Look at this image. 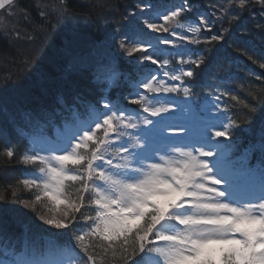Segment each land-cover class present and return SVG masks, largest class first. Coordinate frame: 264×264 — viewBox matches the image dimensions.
Masks as SVG:
<instances>
[{
	"label": "snow or ice",
	"instance_id": "1",
	"mask_svg": "<svg viewBox=\"0 0 264 264\" xmlns=\"http://www.w3.org/2000/svg\"><path fill=\"white\" fill-rule=\"evenodd\" d=\"M246 3L251 4V0H239L240 9L246 10ZM258 3L264 8V0H258ZM13 7L14 0H0V10L7 12ZM190 10L191 6L186 5L164 15L162 19L169 21ZM211 15L214 18L206 15L198 17V26L191 29L195 35L201 29L211 32L219 24V32L206 41L209 44L224 41L229 31L223 27L226 17H215L214 12ZM235 19L234 15L232 22ZM145 24L147 29L155 32H170L164 24L150 21H145ZM170 34L176 35L175 30H171ZM181 39L186 37L181 36ZM189 42L198 45L201 40L197 37ZM162 43L170 44L171 41L164 39ZM120 47L129 54L142 50L139 45L125 48L123 42ZM150 47L148 45L143 50L147 51ZM207 51L209 49H205ZM143 60L157 63L150 54L143 55ZM203 62V53L191 61L197 68ZM259 67L264 68V63ZM182 75L193 77L194 72L189 69L183 71ZM171 78L179 81L181 76L173 75ZM153 80L155 75L138 84V89L144 91H137L130 99L131 104L141 105L135 118L121 112L120 119L115 121L117 112L109 108L102 121L94 125V129L102 130V137L97 136L93 128L83 130L69 150L54 157L60 167L39 169L41 173H49L50 180L25 179L23 184L37 191L34 193L35 202L23 201L24 205L35 210L36 202L45 199L51 200L57 208L63 204L65 211L62 218L45 219L41 216L40 219L56 229L65 228L68 210L79 212L85 206L84 194L92 191L89 188L91 181L95 185L97 195L94 203L99 211L95 217H84L85 220H92L90 232L76 237L86 252L88 249L83 242L91 234L107 242L106 253L111 251L116 255L118 242L124 264H137V255L145 253L146 249L158 254L159 264H264V198L258 203L239 206L224 202L226 192L216 186L227 181L216 177L215 164H210L207 159H198V156H215L211 148L204 150L205 144L211 142L210 136L229 138V132L218 130L212 133L209 130L197 135L195 126L190 123L178 126L164 124L162 114L168 113L169 108L148 105L144 97L149 93H176L179 85L163 87L161 83V86L154 87ZM183 91L185 95L188 94L187 87ZM216 99L219 100V96ZM231 99L235 100L236 97L232 96ZM105 107H108L107 103ZM110 133L120 142L110 143ZM176 138L194 141L190 145L191 151L172 143ZM158 139L169 141L170 151L183 160L182 167L179 164L173 166L157 152H153V155L158 159L145 163L148 159L146 151ZM113 147L115 153H108L107 150ZM7 156L12 157L13 152L7 151ZM167 160H171V156ZM37 161L49 164L45 157L36 154L24 157L25 163ZM69 163L75 166L74 171L83 169V172L70 174L65 170ZM65 181L79 184L75 201L65 194ZM208 181L212 187L207 186ZM166 225H171V229ZM89 260L95 264L93 256L89 255Z\"/></svg>",
	"mask_w": 264,
	"mask_h": 264
},
{
	"label": "trees",
	"instance_id": "2",
	"mask_svg": "<svg viewBox=\"0 0 264 264\" xmlns=\"http://www.w3.org/2000/svg\"><path fill=\"white\" fill-rule=\"evenodd\" d=\"M145 1L148 0H19L22 15L16 22L18 31L0 32V96H13L19 90L22 107L50 114L74 99L96 101L99 85L81 61L109 40L137 3ZM226 1L230 6L225 8L223 27L229 31L224 41L211 45L207 54L208 59L213 58L212 63L205 73L198 71L196 75L204 82L207 76L216 77L222 86L227 85L233 114L229 137L235 141L236 152L250 153L257 160L259 154L264 156V68L259 67L264 63V8L258 0L246 3V10L240 9L239 0ZM54 118L51 115L57 122ZM249 141L256 144L253 149ZM15 144L13 156L8 157L10 145L0 139V231L6 235L52 234L68 238L76 245L73 256L79 264H90L89 255L95 258V264L123 263L118 242L117 254L113 255L105 252L107 242L97 236L83 242L87 252L76 239L80 235L77 226L88 221L84 217H93L92 210H71L65 218L67 227L56 229L42 224L39 205L35 210L24 205L23 201L34 202L36 189L26 190L23 184L17 162L22 144ZM78 187L77 182L67 181L65 190L70 200H76Z\"/></svg>",
	"mask_w": 264,
	"mask_h": 264
},
{
	"label": "rangeland",
	"instance_id": "3",
	"mask_svg": "<svg viewBox=\"0 0 264 264\" xmlns=\"http://www.w3.org/2000/svg\"><path fill=\"white\" fill-rule=\"evenodd\" d=\"M3 13L4 14L0 16V27L3 30L2 32L10 33L16 30V24H17L16 22L19 18V13L17 12V10L11 8L7 12L4 11ZM150 22H156L159 24L158 21H150ZM142 23L146 27L145 22H142ZM173 75L180 76V74L176 72L168 73V75H163V77H160L159 80H157V83L156 82H152V83L154 87L161 86V83L163 87H169L174 84V81L171 78ZM140 90L141 89H139V91ZM179 91L181 90L179 89ZM174 94L175 93H167V94L163 93V96H161L160 98L155 97V96H153L154 98L153 97L150 98L148 94L147 96L144 97V100L146 101L148 105L155 104L157 107H168L169 108L168 113L162 114L164 117V124L171 125V126H178L181 124L189 123L188 120L192 118V113H191V107L188 103V100L182 97L181 95L174 96ZM15 106H16V101L13 97H11L10 95L6 96V94L0 96V117L4 119L14 118V116L17 115L16 110L18 108ZM203 110L205 111V114L200 112L199 118H201V120H204V121L200 122V124L199 123L192 124L195 126L197 135H199L201 131L206 132L209 130L212 133H214L215 131L219 130L220 126H222V123L226 119V115L224 114V112H222V110L219 107V104L216 102H213L209 106H205ZM156 119H159V118H156ZM79 135H73L74 138L68 140L67 143H63V146H60L57 149L58 151L56 152L46 150L44 151L45 153H40L39 156L45 157L46 160L49 161L48 165L45 164L46 167L48 166L60 167V165L58 164V162L55 160L54 157L56 155L64 154L67 150H69V146L78 138ZM214 138H215L214 135L209 137L211 142L205 144L204 150H208L209 148H211L215 153L218 152L219 144L216 142ZM183 139H189V138H176L172 141V143L176 144V142H179ZM113 142L114 144H117L120 141H116L114 139ZM185 150L190 151V149L187 147H185ZM153 152H157L159 153V155L165 156L166 161L168 163H171L173 166H175L176 164H179L181 167L183 166V160L180 158L178 154L172 153L169 147L162 148L159 151L154 150L153 148L149 147V149L145 153V155L148 156V159L145 161V163H150L152 162V160L159 158L158 156H154ZM193 154L198 156L197 153H193ZM168 156H171V160H167ZM198 159H205V157L198 156ZM215 159L216 157L214 156L213 159L208 158L207 160H209V162L212 163L215 161ZM70 165H71L70 163L67 164L65 166V170L69 172L70 174H72L71 169L69 168ZM216 165L219 167L218 164ZM47 174L48 175H46L43 178L44 180H50V174L49 173ZM216 177L222 178L219 174ZM222 179L225 180L224 178ZM97 183L99 184L101 182L97 181ZM206 183L208 187L213 186L210 181ZM101 186L106 187L105 185H101ZM216 187L220 190L219 185ZM204 195H207V193H204ZM224 202H230L232 204L238 205L232 200L228 199L227 197H225ZM50 203H51V200H48V199H45L40 202H36V204L39 205L40 208L44 209L42 210V212L45 213L44 218L51 219V217L58 218V216H62V213L65 211V206L61 204L59 208H57L56 205H52ZM53 211L55 215L52 213ZM68 211L70 212L71 210H68ZM41 221L44 222L43 220ZM44 224L47 225L46 223ZM166 227L171 229V225H166Z\"/></svg>",
	"mask_w": 264,
	"mask_h": 264
}]
</instances>
